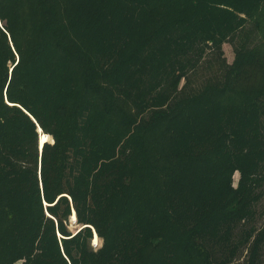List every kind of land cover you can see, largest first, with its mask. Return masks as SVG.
Listing matches in <instances>:
<instances>
[{"label":"trees","instance_id":"obj_1","mask_svg":"<svg viewBox=\"0 0 264 264\" xmlns=\"http://www.w3.org/2000/svg\"><path fill=\"white\" fill-rule=\"evenodd\" d=\"M263 200L264 0H0V264H264Z\"/></svg>","mask_w":264,"mask_h":264},{"label":"rangeland","instance_id":"obj_2","mask_svg":"<svg viewBox=\"0 0 264 264\" xmlns=\"http://www.w3.org/2000/svg\"><path fill=\"white\" fill-rule=\"evenodd\" d=\"M223 49H224V55H225V57L227 59L228 64L232 63L233 52H232L231 46L229 44H225L223 46ZM214 56H215V53H214ZM207 58L208 57H206V59ZM212 58H213V56H212ZM204 61H205V59H204ZM213 73H214V71H212V74ZM210 75H211V72L205 70V64H201L200 67L198 68V70L196 71V73L191 76L190 84L193 86V88L197 89L201 85H203L202 83ZM237 180H238V174H235L234 175V183H236ZM263 205H264V200L261 202L260 207L263 206ZM263 223H264V218L263 219H260L258 221V224L257 225L260 226ZM76 228H77V226L75 225V222H72V218H70V226H69L70 231L74 232ZM94 236H96V235H94ZM92 244H93L94 247H99L100 244H101V242L98 239V241L96 243H93L92 242ZM242 259H243V257L240 259V261H242ZM17 264H20V263H17Z\"/></svg>","mask_w":264,"mask_h":264},{"label":"water","instance_id":"obj_3","mask_svg":"<svg viewBox=\"0 0 264 264\" xmlns=\"http://www.w3.org/2000/svg\"><path fill=\"white\" fill-rule=\"evenodd\" d=\"M45 143V142H44ZM44 143H42L41 141H40V139H39V149L41 150V148H42V145L44 144ZM74 214V213H73ZM76 221V218H75V215H74V219H72V222H75Z\"/></svg>","mask_w":264,"mask_h":264},{"label":"bare ground","instance_id":"obj_4","mask_svg":"<svg viewBox=\"0 0 264 264\" xmlns=\"http://www.w3.org/2000/svg\"><path fill=\"white\" fill-rule=\"evenodd\" d=\"M40 132V131H39ZM42 134V133H41ZM42 135H45V134H42ZM40 139V138H39ZM95 237V236H94Z\"/></svg>","mask_w":264,"mask_h":264}]
</instances>
